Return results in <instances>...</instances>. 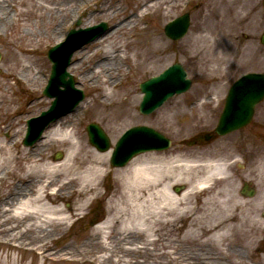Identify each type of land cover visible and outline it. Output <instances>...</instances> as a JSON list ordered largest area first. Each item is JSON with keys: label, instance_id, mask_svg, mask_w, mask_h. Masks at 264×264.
<instances>
[{"label": "rangeland", "instance_id": "obj_1", "mask_svg": "<svg viewBox=\"0 0 264 264\" xmlns=\"http://www.w3.org/2000/svg\"><path fill=\"white\" fill-rule=\"evenodd\" d=\"M162 1L164 2L163 6L170 12V15L165 20H161L160 14L162 12L160 13V11L151 10V13L148 11L144 17L138 14V17L133 18L136 26L130 36L132 39H143L149 36L151 31H154L156 35L162 38L161 45H165L167 52L161 55L158 53L155 56L154 60L157 62L150 71L142 68L135 69L133 66L127 68V64H122L119 73L116 75V77L122 78L121 85L132 91L136 96L134 103H128V108L132 109L130 114L133 117L126 124L122 125L119 121L112 119L109 111L102 108L94 100L95 93L92 92L88 82L83 79L86 71L93 65L91 61L87 60V56L90 49L97 43L91 42L85 45L75 52L72 57L71 64L79 60L76 64L77 67L74 69L69 67L67 71L74 77L77 88L84 92L85 97L73 112L61 118V120L70 122L75 138L92 151L96 148L90 145L88 141L86 125L97 123L103 128L111 143L107 162V167L111 172L104 173L101 176L98 195L90 196L82 213L78 215L68 213L67 216L70 218L68 224L60 230H51L53 235L48 238L47 244L55 249H61L68 244L86 248L82 246V243L86 241L87 237L94 235L96 238V233L100 234L95 229L111 214L114 205L112 195L119 189V182L114 176V171L116 168L123 167H112L110 157L114 145L123 131L136 125H146L159 129L175 142L179 141L182 137H188L198 130L207 128L208 124L215 123V118L202 107L206 101L196 102L195 104L189 102V100H194L195 96L200 93L203 94L205 87H207L206 92L220 95L227 87L229 80L236 78L239 74L247 71L264 72V48L259 43V36L264 31V14L262 10L264 0H245L243 6L237 4L228 11L230 47L226 52L228 54L226 62L218 66L207 62L208 55L204 58L201 53H198L195 37L200 34V27H205L207 24L212 25L213 30L216 32L215 19H210V17L215 5L214 2L221 0ZM135 6L136 0H87L77 6L74 16H71L72 12L69 14L63 13L61 17L65 19L58 35L59 40L55 42L52 37L44 38L31 54H27L35 61L31 73L41 76V82H28L26 79L17 76L21 70L20 63L14 60L12 46L10 48L6 38L9 37V34H11V37H15L19 29L13 26L5 32L4 36H0V90L4 91L7 86L10 91L7 93V99H0V137L5 144L6 142H12L11 145H6L7 148L12 147L17 151L27 153V156H31L34 152L33 146L36 144L44 146L46 142V139L41 138L43 140L36 142L33 146L27 147L22 144L26 121L38 116L41 111H45L51 102L42 94L51 67L46 57L47 49L62 41L72 28H85L105 22L108 25L106 32H109L126 17L135 15ZM183 12L190 13V29L182 39L172 41L165 37L163 26ZM40 13L43 14L42 20L39 18ZM84 14H88V16ZM78 19L80 25L76 27ZM22 20L23 23L29 26L36 24V22L38 24L41 21L44 27L48 28L49 21L52 22L53 17L50 19L45 12L39 10L35 13L33 7L22 16ZM211 37L212 40L216 38L215 35ZM27 43L34 44V42L29 41ZM215 52H220V49H216ZM175 62L181 63L186 69L188 78L192 81L191 88L186 93L171 98L155 113L149 116L141 115L138 111V105L142 97L139 84L147 78L157 75ZM5 71L11 72L10 79L3 78ZM213 84L216 86H213ZM119 98L122 102L125 95H121ZM84 102H89L90 106L82 108ZM217 102V98L212 99V103ZM72 113H74L73 116ZM13 144H16L15 147H13ZM47 144L41 150V156H48L54 162L61 161L66 153V145H61L57 141ZM217 145L220 144L217 143ZM58 152L62 153L61 159L55 158V154ZM150 155L155 154L152 152L142 154V156ZM175 160H179L178 162L188 161L184 158H176ZM192 164L186 169L174 168L175 170H172L168 175L174 177L173 186L185 184L184 178L196 183L208 177L207 185L203 188L195 186L191 196L187 199L193 207L194 216L202 218L206 212L216 211L215 198L217 195L215 189L212 188L216 173L212 163L202 165L192 162ZM175 194L179 196V193L175 192ZM79 201H81L79 196L66 197L60 202V205L66 210H73L75 204ZM167 215L164 218L170 219V213H167ZM202 223H205V221ZM187 224L188 220H180L178 223H162L161 229L150 237V240H152L150 244H145L147 239L145 235L147 234L141 235V240L137 244L138 250L136 248L129 250L118 247L108 240L109 245H106L107 247L94 244L90 254L81 251L75 257L53 254L51 258L43 259L39 256V251H33L31 246L9 249L4 243L0 242V264H264V252L256 251V247L260 248L261 246L264 249V245L252 242L238 243L237 245L236 241L231 240L230 233L228 235L225 233L223 237L214 242L206 241V237L199 236V234L196 237L186 236ZM114 230H119V227ZM143 247L147 248L145 252ZM196 254H199L200 258H196Z\"/></svg>", "mask_w": 264, "mask_h": 264}, {"label": "bare ground", "instance_id": "obj_2", "mask_svg": "<svg viewBox=\"0 0 264 264\" xmlns=\"http://www.w3.org/2000/svg\"><path fill=\"white\" fill-rule=\"evenodd\" d=\"M85 1L0 0V36H4L13 26L19 29L15 37L9 34L6 38L10 48L12 46L14 60L20 63L21 70L17 74L19 78L28 82H41V76L31 73L35 61L27 54H31L44 38L52 37L57 42L64 25L65 18L61 17L63 13L72 12L71 16H74L77 6ZM214 4L210 19H215L216 32L209 24L200 27L195 44L202 57L209 56L207 62L218 66L226 62V52L230 47L228 11L237 4L243 6L245 0H221ZM163 5L162 0H136V14L126 17L109 32L94 40L93 43L97 44L87 56L93 65L83 79L95 93L94 100L109 111L114 121L122 125L133 117L128 103H134L136 96L121 85V77H116L121 65L150 71L157 62L155 56L167 52L165 45H161L162 38L154 31L146 38L132 39L130 35L136 26L133 18L138 17V14L144 17L145 13H151L152 10L162 12L161 20H165L170 12ZM33 7L35 13L39 10L50 19L53 17L52 22L50 20L47 24L48 28L41 21L32 26L23 23L22 16ZM42 17L40 13L41 20ZM212 35L216 36L215 40L211 39ZM27 41L34 44H28ZM216 49H220V52H215ZM78 61L71 64L70 68L77 67ZM3 78L10 79L11 72L5 71ZM8 92L7 86L4 91L0 90V99H7ZM121 95H125L122 102L119 98ZM89 106V102L82 104V108ZM42 138L46 139L44 146L36 144L32 148L33 154L27 156L25 152L7 148L6 145L12 142L5 144L0 137V242L9 249L31 246L33 251H39L43 259L51 258L53 254L75 257L81 251L90 254L94 244L107 247L110 240L118 247L138 250L141 235L147 234L145 244H150V237L161 229L162 223H178L180 220H188L186 236L196 237L199 234L209 242L223 237L229 230L226 219L221 217L217 209L215 212H206L202 218L197 217L187 200L195 186L203 188L207 185L208 177L196 183L184 178L186 189L179 196L173 192L174 177L168 174L174 168H189L192 162H165L158 155L141 154L123 168L114 171L119 189L112 195L114 205L111 214L95 229L100 234L96 233V238L94 235L88 236L82 243L86 248L68 244L55 249L47 244L48 238L53 235L51 230L65 227L70 219L68 213H82L90 196L98 195L101 176L111 172L107 167L109 151L98 152L86 148L75 138L71 123L62 120L54 123ZM53 141L66 145V153L61 161L54 162L50 157H42L40 154L47 143ZM71 196H79L81 201L75 204L73 210L62 208L60 202ZM167 213H170V219L164 218L168 216ZM118 227L119 230H114ZM143 248L145 252L147 248ZM196 256L200 258L199 254Z\"/></svg>", "mask_w": 264, "mask_h": 264}, {"label": "water", "instance_id": "obj_3", "mask_svg": "<svg viewBox=\"0 0 264 264\" xmlns=\"http://www.w3.org/2000/svg\"><path fill=\"white\" fill-rule=\"evenodd\" d=\"M189 17L185 14L166 27V34L173 38H179L185 34L188 28ZM106 29L104 23L85 30H71L63 43L50 49L48 56L52 62L51 78L47 88L44 91L49 97H54V101L47 112H43L39 118L30 122V128L24 144L30 145L41 135L44 128L52 121L71 111L72 108L82 99L81 91L74 88V81L66 72L72 53L99 36ZM261 42L264 44V33L261 36ZM186 73L180 64L170 66L159 76L150 79L141 84L144 93L140 104V111L143 114H149L159 107L168 97L175 93L186 91L190 81L185 79ZM241 82H252L255 89L249 92L250 100H237L235 104L232 96L229 98V105L224 118L229 116L238 117L243 113L250 115L254 105L264 96V75L249 74L242 77ZM64 89L61 90L60 87ZM236 91L231 90L230 94ZM232 103V104H231ZM34 121V122H32ZM242 123V122H241ZM234 123L225 125L220 123V133L228 132L241 125ZM90 142L99 150H106L109 146V140L102 130L94 124L87 127ZM168 145V140L152 128L139 126L128 130L118 141L112 154L111 164L116 166L124 165L132 156L139 152L155 149H163Z\"/></svg>", "mask_w": 264, "mask_h": 264}, {"label": "flooded vegetation", "instance_id": "obj_4", "mask_svg": "<svg viewBox=\"0 0 264 264\" xmlns=\"http://www.w3.org/2000/svg\"><path fill=\"white\" fill-rule=\"evenodd\" d=\"M211 96L206 95V100ZM212 106L207 105L206 109L210 111ZM212 110L216 112L217 109ZM211 126L209 124L208 130L199 131L188 141H183L178 150L190 156L183 148L184 143L191 142V146L199 150L195 157L215 160L217 210L226 219L231 239L248 241L255 238L256 230H260V238L264 241V114L254 111L250 122L231 136L219 137L214 133L215 127ZM222 139H225L221 142L222 147L210 148L213 142ZM176 153L173 146L158 154L172 158Z\"/></svg>", "mask_w": 264, "mask_h": 264}]
</instances>
